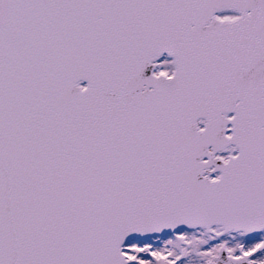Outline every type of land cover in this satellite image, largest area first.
Here are the masks:
<instances>
[{
  "label": "snow or ice",
  "instance_id": "snow-or-ice-1",
  "mask_svg": "<svg viewBox=\"0 0 264 264\" xmlns=\"http://www.w3.org/2000/svg\"><path fill=\"white\" fill-rule=\"evenodd\" d=\"M0 264H264V0H0Z\"/></svg>",
  "mask_w": 264,
  "mask_h": 264
}]
</instances>
